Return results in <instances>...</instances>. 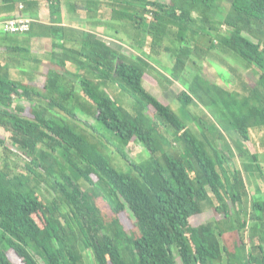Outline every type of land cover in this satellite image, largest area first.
<instances>
[{
	"label": "trees",
	"instance_id": "obj_1",
	"mask_svg": "<svg viewBox=\"0 0 264 264\" xmlns=\"http://www.w3.org/2000/svg\"><path fill=\"white\" fill-rule=\"evenodd\" d=\"M40 1L1 0L2 7L24 2L30 10ZM46 1L52 17L63 6L74 17L82 11L86 29L32 21L28 32L0 39V50L7 49L0 55V128L24 160L18 172L7 160L0 167V264H264V198L251 199L243 171L144 86L166 53L172 65L157 80L163 90L182 86L180 107L189 109L194 98H223L225 90L201 70L190 82L184 73L219 46L237 54L258 72L243 93L261 105L231 127L243 150L248 128L264 126V0H232L222 15L221 0ZM101 27L123 34L136 53L110 46L93 31ZM36 28L62 40L49 56L61 69L48 71L43 89L10 69L42 62L29 47ZM20 71L35 80V71ZM22 100L35 102L30 116ZM80 117L111 133L104 139L114 141L125 170L88 140ZM132 141L144 146L145 160L130 159ZM6 145L0 137V147ZM247 161L245 171L256 168L264 178L257 155ZM206 207L221 219L193 224ZM227 233H236L232 247Z\"/></svg>",
	"mask_w": 264,
	"mask_h": 264
},
{
	"label": "rangeland",
	"instance_id": "obj_2",
	"mask_svg": "<svg viewBox=\"0 0 264 264\" xmlns=\"http://www.w3.org/2000/svg\"><path fill=\"white\" fill-rule=\"evenodd\" d=\"M158 1L168 2L169 0ZM231 1L232 0H221V15L222 13L225 14L229 10ZM76 24L80 27H86L83 22H76ZM100 38L104 39L103 37ZM118 38L121 43L112 42L110 44L115 48L122 49L127 54H132L134 50L130 41L126 40L123 34H119ZM200 44L205 48L209 46L207 41L204 39L200 40ZM217 44L219 45L218 42ZM162 58L164 64L169 63L170 66L172 65L173 59H169L166 53L163 54ZM44 65L45 68L43 69L42 73L38 74L36 84L34 83V87L38 89H43L45 78L49 70L52 68L61 69V67H59L57 64H51L48 61H46ZM157 67L160 66L157 65ZM68 68L72 72L77 71V69L71 65ZM161 68L166 70V75L169 74V71L166 69V67L161 65ZM200 70L202 71L201 75L203 74L212 85L218 86L225 90L226 94L223 96V98H219V95L214 96V98H194L196 102L193 103L189 109L180 107V103L177 100L176 95L181 90H183L182 86L176 82L167 90H163L159 84V81H157V79L162 76L159 68H156L153 73L149 72L145 76V88L164 104L169 105L177 114V116L182 121H184L194 133L199 132V134L203 135V138L206 135L210 146L216 148L218 145V148L220 149L219 151L230 159L229 165L232 167V169L236 168L243 171L251 199L264 198V178L261 177L262 174L256 168V171L252 172L251 174L247 173L244 169V164L248 163L247 158H250V156L256 154L258 158V165L261 169L260 171H262L264 174V126L258 128H248L249 140L245 142L243 150H239L235 145V142L237 140H241L242 138L237 136L235 131L231 129V127L236 124V117H242L248 114L255 106L261 107V105L255 99L248 98V93H243L247 92L245 89L249 87V85H254L257 82L258 72L255 68L248 64L247 61H244L237 54L222 46H219L216 51H211L208 56L206 55L203 57L202 55V57L197 58L196 64L190 62L184 73V80L186 82H190L193 77L196 76L198 72H200ZM17 77H19V79L21 78L22 80H25L26 78L21 75H18ZM164 84L165 81L163 82V85ZM20 103L26 108L25 114L30 116V108L35 102L22 100ZM127 103V105H129L131 101L128 100ZM80 118H82V121L78 122L80 127L79 129L86 135L88 140L92 144H95L99 150L105 153L106 156L108 155L107 157L110 156L109 158L111 163L118 170H125V163L118 156L116 152L117 146L113 144L114 141L111 140V142L113 141V143H111L105 141L104 139L111 138V133L104 129L102 125L97 123L92 118ZM94 126L98 132L93 130L92 127ZM9 136V133L0 128V137L5 139L7 143L6 149L0 147V167H3L4 160H7L10 166L18 172L22 170V167L24 166V160L22 159L21 155L17 153V150L12 146ZM199 137L202 138L200 135ZM126 151L131 160L138 162H141L148 157L144 146L141 143L135 141H132L129 144V146L126 148ZM81 185L86 187L84 181H81ZM44 197L47 200L51 198V195L46 189H44ZM104 206L105 205H103V207ZM120 217L125 228L130 229L132 224L131 216L127 212H124ZM214 219L220 220L221 216H219L214 210L206 207L203 214H201L199 217L193 218L192 221L193 224L197 225L211 222ZM225 239L227 242L230 241L229 244L231 245L229 246L232 247L235 244L234 242L237 241L236 233L225 234ZM15 260L17 261V259ZM17 263L19 264V261H17Z\"/></svg>",
	"mask_w": 264,
	"mask_h": 264
},
{
	"label": "crops",
	"instance_id": "obj_3",
	"mask_svg": "<svg viewBox=\"0 0 264 264\" xmlns=\"http://www.w3.org/2000/svg\"><path fill=\"white\" fill-rule=\"evenodd\" d=\"M48 4L49 3L46 0H42V1H40L39 7L37 9L30 10V8L28 7V5L26 3L17 2L13 7L8 9L6 6L2 7L3 4H2V2L0 0V7H1L0 8V22H2L3 20H5V19H7V18H9L11 16H17V15H22V16L29 17V18H31L34 21L35 24H41V25H44V26H51L53 24H55V25H73V26L75 25V26H77L76 22H85V16H84L82 11L80 12L81 15L79 17H74V16L70 15V13L68 12L66 6H63L62 12L60 13V16H58V18L56 16L52 17L51 11H50V7H49ZM79 28H85L86 29V27H79ZM89 29H90V27H89ZM36 31H37L36 35L32 36L30 38V40H29V47L31 48V50L34 53V55H37L42 60V62H40L38 64L37 63L36 64L35 63H31L29 65H25L22 68V69L27 70V71L28 70L35 71L37 73V75L34 76L35 80L31 81L32 79H31L30 76H28V75L25 76L24 74H21V71H20V70H22L21 68H19L17 66L10 65V69H11V71H12V73H13L15 78L19 79V77H17L18 75L26 77L25 80H22L21 78H20V80L24 81L25 84H31L33 86L36 84V81L38 79V74L42 73L43 69L45 68L44 64L46 63V61L51 63L49 56H50L51 52L54 50L53 43L54 42L57 43V44H61L62 43V40L60 38H56L55 39V38H53L51 36L45 35L42 32H40L37 28L34 30V32H36ZM93 31L98 33L100 37H103L104 40L107 41V43L109 42V44L112 43V42L120 43L119 42V38H118V34H116L112 30H108V29H105V28L101 27V28L93 29ZM5 33L6 32H4L2 30V27H1V24H0V39H1L2 36H5L4 35ZM1 43L2 42L0 41V44ZM110 46H112V45L110 44ZM0 51H1L0 55H1V60H2L4 56L5 57L7 56V49L5 47H3V48L1 47ZM168 58L170 59L169 56H168ZM51 64H53V63H51ZM162 65L167 67V68H170L169 63L168 64H164L163 63ZM157 68H159V70L161 72H164L163 71L164 69L161 68V66L157 67ZM153 72H151V73H153ZM159 78H162V76L159 77ZM26 79H27V81H26ZM144 86H145V81H144Z\"/></svg>",
	"mask_w": 264,
	"mask_h": 264
},
{
	"label": "built area",
	"instance_id": "obj_4",
	"mask_svg": "<svg viewBox=\"0 0 264 264\" xmlns=\"http://www.w3.org/2000/svg\"><path fill=\"white\" fill-rule=\"evenodd\" d=\"M32 19L26 16L17 15L0 22L2 30L7 33H26L31 29Z\"/></svg>",
	"mask_w": 264,
	"mask_h": 264
}]
</instances>
